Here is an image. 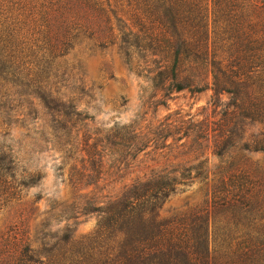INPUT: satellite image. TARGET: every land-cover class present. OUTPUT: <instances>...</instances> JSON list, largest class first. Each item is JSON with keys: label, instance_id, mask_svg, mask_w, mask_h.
<instances>
[{"label": "trees", "instance_id": "obj_1", "mask_svg": "<svg viewBox=\"0 0 264 264\" xmlns=\"http://www.w3.org/2000/svg\"><path fill=\"white\" fill-rule=\"evenodd\" d=\"M121 1L126 17L110 0H0V91L23 88L53 117L87 120L55 89L53 68L87 41L100 49L116 45L162 99L214 92L222 117L199 140L212 134L219 164L211 170L209 159H196L171 174L145 175L101 202L91 236L73 239L67 227L43 253L22 241L7 243L1 264H264V181L244 155L264 153V0ZM252 126L262 131L246 140L244 128ZM105 136L135 159L146 147V136L133 126ZM5 154L0 150V166L15 165ZM210 175L203 209L160 219L158 211L179 188ZM38 181L32 176L31 185Z\"/></svg>", "mask_w": 264, "mask_h": 264}, {"label": "rangeland", "instance_id": "obj_2", "mask_svg": "<svg viewBox=\"0 0 264 264\" xmlns=\"http://www.w3.org/2000/svg\"><path fill=\"white\" fill-rule=\"evenodd\" d=\"M110 1L126 17L123 2ZM53 70L55 89L72 99L87 120L53 117L23 88L4 85L0 91V150L15 159V165L7 160L0 166V178L7 172V184L0 179V264L7 257L2 254L7 243L22 241L43 253L67 227L73 239L91 236L101 219L95 212L101 202L121 195L145 175L171 174L196 159H209L211 170L219 164L212 134L210 140H199L222 117L224 107L214 106L213 91L174 92L162 99L147 78L126 64L116 45L100 49L89 41ZM228 102L223 96L220 105ZM123 126L146 136V147L136 159L106 139L107 131ZM261 131L245 127L243 136L253 140ZM244 155L264 181V153ZM34 175L39 181L32 186ZM213 183L210 175L179 188L158 211L160 219L170 221L203 209ZM92 198L93 205L85 211Z\"/></svg>", "mask_w": 264, "mask_h": 264}]
</instances>
